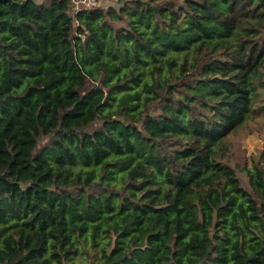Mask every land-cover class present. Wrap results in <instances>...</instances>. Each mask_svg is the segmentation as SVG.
Masks as SVG:
<instances>
[{"label":"trees","instance_id":"16d2710c","mask_svg":"<svg viewBox=\"0 0 264 264\" xmlns=\"http://www.w3.org/2000/svg\"><path fill=\"white\" fill-rule=\"evenodd\" d=\"M116 2L0 0V264H264V0Z\"/></svg>","mask_w":264,"mask_h":264},{"label":"rangeland","instance_id":"374dc122","mask_svg":"<svg viewBox=\"0 0 264 264\" xmlns=\"http://www.w3.org/2000/svg\"><path fill=\"white\" fill-rule=\"evenodd\" d=\"M35 1H40V0H35ZM97 5H100L102 7H107L110 5H117L116 0H96ZM241 146V154L244 155V158L247 159V163H250L249 156L250 154L256 153L262 146V139L260 135L257 133L250 134L246 136L244 139L241 140L240 143Z\"/></svg>","mask_w":264,"mask_h":264},{"label":"built area","instance_id":"2783aa9c","mask_svg":"<svg viewBox=\"0 0 264 264\" xmlns=\"http://www.w3.org/2000/svg\"><path fill=\"white\" fill-rule=\"evenodd\" d=\"M74 9H93L96 6V0H72Z\"/></svg>","mask_w":264,"mask_h":264},{"label":"water","instance_id":"95a60500","mask_svg":"<svg viewBox=\"0 0 264 264\" xmlns=\"http://www.w3.org/2000/svg\"><path fill=\"white\" fill-rule=\"evenodd\" d=\"M4 174H0V179H4Z\"/></svg>","mask_w":264,"mask_h":264}]
</instances>
